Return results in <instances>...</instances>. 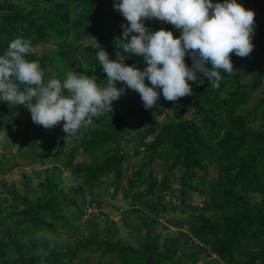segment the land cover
<instances>
[{
  "label": "trees",
  "instance_id": "1",
  "mask_svg": "<svg viewBox=\"0 0 264 264\" xmlns=\"http://www.w3.org/2000/svg\"><path fill=\"white\" fill-rule=\"evenodd\" d=\"M34 1L0 0V55L18 37L30 41L31 46L52 44L54 48L41 55L28 53L25 56L28 61L39 62L45 73V82L52 78L63 81L66 73L72 71L95 76L100 87L106 86L107 74L97 59L96 41L110 60H116L117 51L123 54L118 48L123 44L121 26L128 22L114 10V3L118 0H71V8L77 11L72 21L66 5L48 4L53 0H38L42 3L39 8ZM239 1L245 10L259 12L261 18L254 21L253 51L247 57H238L234 52L230 54L234 75L228 76L221 71L218 89L208 87L207 78L199 87L188 81L192 94L177 101H166L162 89H156L160 98L153 108L147 110L139 106L142 102L140 95L126 87L128 96L137 99L130 100L128 107L121 105V98L113 101L112 112L93 118L92 125L81 128L71 137L75 144L65 153L62 169L54 164L64 153L63 129L57 131V128L45 129L36 125L25 106L0 101V136L10 135L9 139L0 140V155L4 157L16 144L17 152L12 157L23 158L28 151L27 164L50 165L40 171L44 177L38 183V197L31 199L29 192L19 197L14 194L15 201L18 200L22 208H0V264H75L79 254L93 247L102 257L110 256L108 262L101 264H195L201 254L211 258L209 250L222 264H264V96L255 101L253 109L246 115L239 112L264 80V67L248 66L247 71L252 73L248 82L243 81L242 71L252 56L257 53L264 56V0ZM224 2L212 0L213 4ZM143 23L151 32L162 29L172 32L174 38L180 36V31L169 23L148 19ZM73 34L75 38L96 40L83 47L85 53L91 55L89 59L73 63L68 58L71 42L67 37ZM184 62L192 67L189 55H185ZM124 63L141 71L147 67L143 57L135 55H128ZM206 67L211 68V65ZM145 84L152 87L147 79ZM167 108L170 109L168 114ZM189 113L190 117H185ZM164 114L166 119L160 122L159 117ZM26 117L27 120L22 121ZM256 121L259 124H255ZM129 125L141 127L136 133L132 157L138 156L141 150L145 153L142 164L130 175L122 169L130 155L121 149L124 127ZM14 132L21 134L18 142ZM30 132L35 140L28 148L26 136ZM79 148L90 154L92 161L89 165L73 163ZM155 159L166 165V173H162L161 179L157 178L160 171L153 165ZM209 166L217 171L214 181L207 182L212 193L202 207L188 205L192 210L186 226L189 233L183 234L182 238L181 235L162 237L161 229L153 232L157 223L153 217L170 211L165 206L154 207L152 201H141L143 194L159 200L172 194L185 206L191 193L199 190L194 182L204 184ZM63 170L82 179L81 184L69 188V194L63 190ZM174 171L179 172L180 188L177 192L170 185V174ZM109 174H113L109 186L115 188L112 196L123 190L121 183L125 178L128 192L125 196L131 191L137 198L135 204L138 208L133 204L127 212L136 213L141 226L147 230L138 246L114 241L115 229L100 232L96 222L88 218V237L80 236L70 243L43 241L45 250H37L36 233L46 232L58 237V230H75L73 227L78 226L82 217L86 193L91 194L92 189L104 186L100 179ZM141 188L144 193L138 191ZM90 201L98 205L96 200L90 198ZM140 206L148 208L152 217L140 215ZM7 218L12 220L11 225L5 223ZM159 226L167 229L163 223ZM100 235L107 238L105 244L97 242ZM187 243L195 244L197 250L185 253ZM114 258L118 261L114 262Z\"/></svg>",
  "mask_w": 264,
  "mask_h": 264
},
{
  "label": "clouds",
  "instance_id": "2",
  "mask_svg": "<svg viewBox=\"0 0 264 264\" xmlns=\"http://www.w3.org/2000/svg\"><path fill=\"white\" fill-rule=\"evenodd\" d=\"M114 10L128 22L121 26L123 44L118 48L123 54L117 51L116 60H110L93 38L97 59L107 74L106 86L100 87L95 76L72 71L66 73L63 81L52 78L45 82L39 62L25 59L31 51V42L18 37L0 55V101L25 106L33 123L45 129L63 121L67 140L81 128L92 125L93 118L113 111L112 102L126 94L125 88L116 87V82H123L127 89L137 92L147 110L160 98L156 89H162L166 101L191 95L188 81L199 87L207 78L208 87L218 89L221 71L234 75L230 54L247 57L253 51L255 14L236 0L216 4L212 0H118ZM145 19L173 25L180 31L179 38L162 29L151 32L141 22ZM186 54L192 60L191 68L184 62ZM128 55L143 57L147 67L141 71L126 66ZM145 79L152 87L146 86ZM3 139L5 136H0Z\"/></svg>",
  "mask_w": 264,
  "mask_h": 264
},
{
  "label": "rangeland",
  "instance_id": "3",
  "mask_svg": "<svg viewBox=\"0 0 264 264\" xmlns=\"http://www.w3.org/2000/svg\"><path fill=\"white\" fill-rule=\"evenodd\" d=\"M64 4L66 5V8L69 10V17L72 21L73 18H75L77 15V11L73 10L71 8V0H53L52 2L48 4ZM237 3H240L239 0H236ZM66 3V4H65ZM34 4H38L37 7H41L42 3L38 0L34 1ZM242 6V5H241ZM254 21L258 22L261 18V14L257 11H254ZM76 15V16H75ZM143 23V20L141 21ZM67 41L71 42V45L69 47V54L68 58L73 63H79L81 60H87L91 57L89 53H85L83 50V47L86 45H92L94 44V39L91 37L86 38H75L74 34L67 37ZM54 48V45L52 44H37L31 46V51L29 53L33 55H41L43 51L51 50ZM252 66V68L256 67H264V56L262 57L260 54H255V56H252L250 60L246 63V66L243 71V81L248 82L249 78L252 76V73L250 71H247V67ZM116 87L119 88H125L126 85L123 84V82H118L116 84ZM264 96V80H262V84L256 89V91L249 97L248 102L246 105L242 106L239 110V112L242 115H246V113L250 112L253 107L256 100H259L261 97ZM121 105L123 107H128L130 105V100L135 101L137 97H129L126 93L125 95H122L121 97ZM140 107L143 109V102L139 104ZM167 114L170 113V109L167 108L166 110ZM14 115H17V112L14 113ZM190 117V113L186 114L185 117ZM28 117V116H27ZM27 117L22 119V121H26ZM166 115L159 117L160 122L165 121ZM255 124H259V121H256ZM253 125V124H252ZM57 128V131L59 129H63V121H61L59 124H57L55 127ZM141 129L139 125H136L135 127H124V140L121 144L122 152L128 153L130 155L129 159L127 160V163H125V167L122 166V169L130 175L138 166H140L143 162V156L145 155L144 151L141 150V153L136 156L132 157V152L134 149V145H136V138H137V130ZM137 133V134H136ZM13 135L17 137L16 141H19L20 133L14 132ZM8 135H5V139L7 140ZM66 134H63V141H62V151L64 152L60 156V160L54 164L59 169H62L61 162L66 158L65 153H67L70 148L75 144V140L72 138H69L67 140L64 139ZM34 136L32 135V132L26 136L27 141V147L29 148L30 145H32L33 140H35ZM149 141V140H148ZM1 145H0V154H1ZM104 150V148H103ZM17 152V145L14 144L11 148V150H8L6 152V155L2 157L0 155V208L4 209L7 208V210H11L12 207H16L17 210H20L22 207L18 204V200L15 201L13 195L19 197L26 195V192L28 193V196H30L31 199H34L40 195L38 183L43 179L44 174L40 173L41 169L43 168H50V165L43 167L40 166L38 163H32L27 164L26 155L23 156V158L15 157L12 155L16 154ZM87 152L83 151L81 148L78 149L76 152V155L74 157L73 163L79 164L82 166H87L89 163H91L92 159L89 156ZM162 160V159H161ZM153 163L154 167H156L157 171H160V173L157 175V178L161 179L162 175L166 173L165 167L166 165H163L162 161H158L157 159L154 160ZM157 161V162H156ZM155 169V168H154ZM144 170H148L147 167L144 168ZM174 171V173H171V180L170 185L174 191H178L180 188L179 184V172ZM163 173V174H162ZM113 174H109L106 177H102L100 180L104 183V186L92 189L90 191L91 194L86 193V198L93 200H96L98 203V206L102 209L101 215H96L94 217H91L92 222H96V226L98 227L99 231L102 232L103 230L108 229H115L113 231V238L114 241H120L123 244L126 245H132L134 247H137L139 244V241L143 239L144 233L147 231L144 226H141L138 216L134 212H127L130 211L132 208L131 205H135L136 208H138V205L135 204L137 202V198L134 197L133 192L130 191V193L127 195V188H126V179L124 178L122 180V188L123 190H118L116 196H112V193L114 191L113 186H109V183L112 180ZM217 176V171L213 166L208 167V176L204 180V184H201L199 181H195V185L198 187L199 190L193 191L190 195V198L186 201V205H181L179 200L173 197L174 195L168 194L162 196L163 198L159 200V198L154 197L152 195H146L144 193V188L139 189L138 191L144 193L141 197V201H149L154 202L155 204H152L154 207H160L165 206L166 209L170 212L167 214L160 213L159 217L155 220L157 221L156 224H154L153 232L161 229L162 237L165 235H177L182 238H184L183 234L186 235L189 233L188 228V220L189 215L192 214V210L188 207V205L193 207H202V205H205V203L209 199V195H211V189L208 186L207 182H213L215 177ZM61 177L64 181L63 184V190L66 194L70 193V187H75L81 184L82 179L74 177L68 170H63ZM14 191V192H13ZM76 194L72 195V197H75ZM160 203V204H159ZM173 203V204H172ZM164 207V208H165ZM141 209L140 215L145 217H152V214H149V209L145 208L143 206L139 207ZM161 209V208H160ZM176 209V210H174ZM174 210V211H172ZM5 213L3 212V215ZM139 215V216H140ZM88 218L81 217L78 226L73 227L75 230L67 229V232H63L62 230H58V237H55L54 235H51L46 232L42 233H36L35 238L37 241V250H45V246L43 241H47L49 244H54L55 242H64V243H70L74 239L79 238L80 236L88 237V231L86 226L89 224H86ZM11 219L7 218L5 220V223L8 225H11ZM108 221V222H107ZM1 222V219H0ZM159 223H163L167 229H162V226H159ZM140 232H139V231ZM139 232V233H138ZM0 234H2V231L0 230ZM107 238L100 235L97 238V242L101 244H105ZM197 243V242H195ZM197 250L195 244H186V248L184 249L185 253H190ZM209 253L212 254L211 258H207L204 254H201L199 259L195 264H222V262L217 259L216 256L213 255V251L209 250ZM209 255V254H208ZM179 256V255H177ZM110 260V256H104L102 257L99 252L93 248H88L83 253L79 254L78 257L75 259V264H101L102 262H108ZM114 262H117L118 259L114 258Z\"/></svg>",
  "mask_w": 264,
  "mask_h": 264
},
{
  "label": "built area",
  "instance_id": "4",
  "mask_svg": "<svg viewBox=\"0 0 264 264\" xmlns=\"http://www.w3.org/2000/svg\"><path fill=\"white\" fill-rule=\"evenodd\" d=\"M82 217L83 218H91V217H94L96 215H101L102 214V209L100 206H98L97 204H94L93 202L90 201V199L86 198L85 200V205L84 207L82 208ZM212 255V254H210ZM214 255V254H213ZM216 256V255H214Z\"/></svg>",
  "mask_w": 264,
  "mask_h": 264
}]
</instances>
